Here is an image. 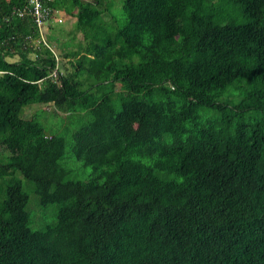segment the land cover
Listing matches in <instances>:
<instances>
[{"label":"trees","instance_id":"1","mask_svg":"<svg viewBox=\"0 0 264 264\" xmlns=\"http://www.w3.org/2000/svg\"><path fill=\"white\" fill-rule=\"evenodd\" d=\"M24 3L0 0V264H264V0H51L59 58Z\"/></svg>","mask_w":264,"mask_h":264},{"label":"rangeland","instance_id":"2","mask_svg":"<svg viewBox=\"0 0 264 264\" xmlns=\"http://www.w3.org/2000/svg\"><path fill=\"white\" fill-rule=\"evenodd\" d=\"M121 2V0H119ZM120 10V6L118 8H114L113 14L117 16L118 11ZM63 13L59 14L57 18H59V22L56 21L57 18H54L48 23L49 26L44 30V34H50L56 36L58 39V43H50L48 44L49 48L51 49L52 53L59 58L61 55L60 50L58 49V45L64 44L69 40V36L67 33L72 31V23L73 18H63ZM51 25V26H50ZM46 27V26H45ZM81 41V35L79 33L74 34V39L72 42ZM58 44V45H57ZM70 47V46H69ZM64 61V60H62ZM45 110L41 113L39 111ZM52 110L51 105H38L32 104L26 106L21 110V116L24 119H29L31 117H35L36 121L41 124L45 131L48 134L57 133L59 135L65 134V125L61 126L59 117H53V114L50 113ZM206 113L209 114L210 112L206 110ZM69 148L68 144H65L64 153L65 156L69 155L68 153ZM65 167L71 170L70 176L73 179L84 181L88 179V175L90 173L89 168H82L80 164L73 161L71 158L66 163ZM19 178V177H18ZM21 186L22 189L28 194V202L26 205V210L29 216V225L32 229H40L47 225L52 224L55 221V213L57 209V205L49 204L44 207H41L38 204L37 197L31 193L30 185L24 179H21Z\"/></svg>","mask_w":264,"mask_h":264},{"label":"built area","instance_id":"3","mask_svg":"<svg viewBox=\"0 0 264 264\" xmlns=\"http://www.w3.org/2000/svg\"><path fill=\"white\" fill-rule=\"evenodd\" d=\"M51 0H25L24 6L15 12H13L11 15L17 19H21L24 16H29L31 21L33 22L35 28L39 32V38L38 39H30L29 42H31L34 46L42 45L49 50H51L46 44L44 39V30L45 26L54 18H57L59 13L52 12L48 7V2ZM5 20V19H4ZM59 18L56 19V21L59 22Z\"/></svg>","mask_w":264,"mask_h":264},{"label":"crops","instance_id":"4","mask_svg":"<svg viewBox=\"0 0 264 264\" xmlns=\"http://www.w3.org/2000/svg\"><path fill=\"white\" fill-rule=\"evenodd\" d=\"M50 24H52V22H50ZM49 26V24L46 25L45 29ZM51 26V25H50Z\"/></svg>","mask_w":264,"mask_h":264}]
</instances>
